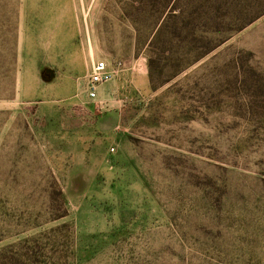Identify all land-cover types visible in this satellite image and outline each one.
Segmentation results:
<instances>
[{
  "label": "rangeland",
  "instance_id": "1",
  "mask_svg": "<svg viewBox=\"0 0 264 264\" xmlns=\"http://www.w3.org/2000/svg\"><path fill=\"white\" fill-rule=\"evenodd\" d=\"M180 7L148 51L123 0H0V264H264V0Z\"/></svg>",
  "mask_w": 264,
  "mask_h": 264
},
{
  "label": "trees",
  "instance_id": "2",
  "mask_svg": "<svg viewBox=\"0 0 264 264\" xmlns=\"http://www.w3.org/2000/svg\"><path fill=\"white\" fill-rule=\"evenodd\" d=\"M114 1L116 2L117 0ZM123 2L126 5L125 13L131 19V28L137 39L144 32H147V37L142 45L148 51H152L156 47V43L163 39H167L170 44H173L178 37H182L187 33L184 28H179L177 22L186 14L180 7L181 0H123ZM144 22H147L146 25H143ZM191 35V33L186 34L187 38ZM136 45H139V42H136ZM209 52L210 50L199 53L195 61L200 60ZM152 61L153 57L150 56V65ZM236 262L239 263V261ZM250 263L263 264L261 260L255 257L252 258Z\"/></svg>",
  "mask_w": 264,
  "mask_h": 264
},
{
  "label": "built area",
  "instance_id": "3",
  "mask_svg": "<svg viewBox=\"0 0 264 264\" xmlns=\"http://www.w3.org/2000/svg\"><path fill=\"white\" fill-rule=\"evenodd\" d=\"M116 76L117 71L114 69H110L107 63L100 62L96 64L92 69L89 78L88 94L90 99H97L99 87L112 82L114 79H116ZM111 152H115V149H111Z\"/></svg>",
  "mask_w": 264,
  "mask_h": 264
},
{
  "label": "crops",
  "instance_id": "4",
  "mask_svg": "<svg viewBox=\"0 0 264 264\" xmlns=\"http://www.w3.org/2000/svg\"><path fill=\"white\" fill-rule=\"evenodd\" d=\"M93 68H94V66H93ZM114 70L117 71L116 79L129 77V74L131 73L130 72L131 69H128V70L122 69L120 65L117 66ZM143 78H144V82L148 85L149 84V78H148V70L147 69L146 70L143 69ZM98 91H99V89H98ZM107 116L111 117V119H112V124L113 125H111V126H113L116 129H120L121 128V120H120L119 112L113 114V117L110 116L109 114H105L102 119L104 120V118L107 117Z\"/></svg>",
  "mask_w": 264,
  "mask_h": 264
}]
</instances>
